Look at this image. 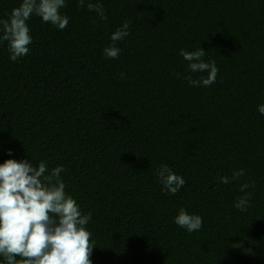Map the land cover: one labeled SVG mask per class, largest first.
I'll use <instances>...</instances> for the list:
<instances>
[{
	"label": "trees",
	"instance_id": "trees-1",
	"mask_svg": "<svg viewBox=\"0 0 264 264\" xmlns=\"http://www.w3.org/2000/svg\"><path fill=\"white\" fill-rule=\"evenodd\" d=\"M93 2L107 20L88 0H66L63 30L32 15L17 62L0 42V164L65 169L66 192L92 213L91 264H264V0ZM20 3L0 0V19ZM125 21L119 57L106 58ZM199 48L219 68L208 87L184 79L207 76L179 54ZM163 164L186 181L175 195L157 178ZM244 182L255 187L240 212ZM180 208L202 217L199 231L174 223Z\"/></svg>",
	"mask_w": 264,
	"mask_h": 264
},
{
	"label": "clouds",
	"instance_id": "clouds-1",
	"mask_svg": "<svg viewBox=\"0 0 264 264\" xmlns=\"http://www.w3.org/2000/svg\"><path fill=\"white\" fill-rule=\"evenodd\" d=\"M78 6L83 8L85 0H78ZM64 7L66 0H22L7 19H0V42H7L9 59L17 62L28 55L32 36L27 22L32 15L59 30L65 29L69 18L60 11ZM87 9L96 12L101 20H107L102 3L88 0ZM131 23L125 21L112 33V43L103 50L106 58L119 57L116 42L130 34ZM179 54L188 62L189 73H207L206 77L197 79L192 75L185 76L190 86L208 87L216 82L219 68L215 60L204 61L206 53L203 49H181ZM120 77L126 79V74L121 73ZM257 111L264 115V104L258 105ZM8 155H12L11 150ZM64 171L58 165L48 172L44 161L36 166L29 160L18 162L13 159L0 164V257L4 264H91L89 256L95 248V240L90 243L92 233L86 226L92 220V213L84 214L77 201L66 192L67 185L61 177ZM243 176L244 169L240 168L233 170L231 177L220 176L218 180L227 185ZM157 178L162 190L172 195L186 184L185 179L167 164L160 166ZM254 187L251 182L240 185L239 191L243 195L235 199V209L247 211L251 192L246 190ZM174 223L188 233L199 231L203 226L201 216L189 214L184 208L179 209Z\"/></svg>",
	"mask_w": 264,
	"mask_h": 264
}]
</instances>
